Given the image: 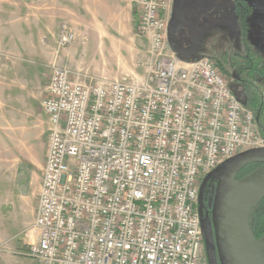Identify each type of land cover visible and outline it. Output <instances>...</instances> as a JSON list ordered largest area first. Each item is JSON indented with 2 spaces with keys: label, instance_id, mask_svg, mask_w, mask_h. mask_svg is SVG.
<instances>
[{
  "label": "built area",
  "instance_id": "obj_1",
  "mask_svg": "<svg viewBox=\"0 0 264 264\" xmlns=\"http://www.w3.org/2000/svg\"><path fill=\"white\" fill-rule=\"evenodd\" d=\"M148 43L140 75L117 80L59 63L76 34L62 24L42 107L46 162L23 253L35 264H209L202 180L264 148L256 116L208 57L169 49L173 0H131Z\"/></svg>",
  "mask_w": 264,
  "mask_h": 264
},
{
  "label": "rangeland",
  "instance_id": "obj_2",
  "mask_svg": "<svg viewBox=\"0 0 264 264\" xmlns=\"http://www.w3.org/2000/svg\"><path fill=\"white\" fill-rule=\"evenodd\" d=\"M243 1L248 8L236 16L235 12L231 13L234 0H173L168 37L170 51L179 59L189 61L208 57L214 62L217 60L226 79L240 91H243L242 86L233 79L235 68L246 67L249 60H253L254 66L264 68V0ZM68 27L77 35L71 25ZM83 37L76 43L85 45L87 37L85 41ZM140 38L135 33L120 42L128 71H132L136 61L147 51L146 41ZM6 46L13 47L14 43L8 42ZM94 52L90 46L87 53H83L85 61L81 55L80 63L85 62V69L100 63L101 58L94 59ZM21 53L19 56L11 49L7 53L0 51L4 63L0 65V88L8 92L0 97L3 104L0 113L6 116L5 122H0V264H35L23 254L31 242L24 234L35 217L42 180V170L37 168V162L41 163L49 126L42 107L46 94L40 87L49 85L51 70L47 62L32 57L30 52ZM4 54L8 58H3ZM89 74L99 78L90 71ZM126 74L120 71L115 78ZM24 78L28 90L25 94L14 93L12 113H18L17 121L13 123L8 89L14 81L20 82ZM246 78L264 91V78L258 75ZM253 111L257 113V110ZM43 129L45 134L42 135Z\"/></svg>",
  "mask_w": 264,
  "mask_h": 264
},
{
  "label": "crops",
  "instance_id": "obj_3",
  "mask_svg": "<svg viewBox=\"0 0 264 264\" xmlns=\"http://www.w3.org/2000/svg\"><path fill=\"white\" fill-rule=\"evenodd\" d=\"M137 20L131 0H0V51L7 53L11 49L19 56L22 55L21 52L28 51L32 57L43 63L47 62L49 69L50 63L56 56L59 30L62 24H67L77 31V39L60 52V64L66 65L72 72L86 71L88 68V72L86 71L88 74L90 71L93 75L110 81L119 79L115 77L120 71L127 73L126 75H140L142 70L136 68L137 61L132 71H128L125 67V51L120 45V42H124L136 33ZM82 36L84 41L87 37L85 45L76 43ZM11 41L14 46H6ZM90 46L95 51L94 59L95 57L101 59L98 65L87 64L88 67L85 69L83 53H87ZM81 55L84 57L82 63H80ZM3 58L8 57L4 54ZM2 64H4L3 59L0 58V65ZM25 78L20 82L14 81L8 89L10 90L8 104L11 106L13 123L17 121L15 116L18 113L13 114L14 93L27 92ZM47 87L41 86V92L46 94ZM7 93L0 88V97L6 96ZM18 99L23 100V98ZM1 105L3 104L0 101ZM5 117L4 113H0L1 123L5 122ZM47 123L49 125V120ZM48 129L49 126L45 151L41 163L37 162V168H41L42 171L46 162ZM41 134H45V130L41 131Z\"/></svg>",
  "mask_w": 264,
  "mask_h": 264
},
{
  "label": "water",
  "instance_id": "obj_4",
  "mask_svg": "<svg viewBox=\"0 0 264 264\" xmlns=\"http://www.w3.org/2000/svg\"><path fill=\"white\" fill-rule=\"evenodd\" d=\"M258 121V118H257ZM261 164L237 179L245 168ZM217 180L211 212L205 209V190ZM264 184V148L242 152L209 173L199 190V216L209 264H264V235L253 233L255 192Z\"/></svg>",
  "mask_w": 264,
  "mask_h": 264
},
{
  "label": "trees",
  "instance_id": "obj_5",
  "mask_svg": "<svg viewBox=\"0 0 264 264\" xmlns=\"http://www.w3.org/2000/svg\"><path fill=\"white\" fill-rule=\"evenodd\" d=\"M235 8L237 7V15H240L242 10H247L248 5L243 0H234ZM211 59V58H210ZM217 66L220 68L221 72L223 73L221 65L217 62ZM253 65V60H249L248 67ZM224 75V73H223ZM261 76L264 78V68L261 66H254L252 73L250 76ZM225 76V75H224ZM248 88L246 91H243V102L242 104L251 112H253L256 116V121L258 125V129L261 135L264 137V91L257 86L256 83L252 81H248ZM246 98V99H245ZM257 110V113L255 111ZM261 164H255L245 168L242 172L239 173L237 179L244 177L245 175L249 174L253 170L260 167ZM214 196V195H213ZM213 199V197H211ZM253 233L256 239H260L264 235V197L260 201L256 211L254 212V221H253Z\"/></svg>",
  "mask_w": 264,
  "mask_h": 264
},
{
  "label": "flooded vegetation",
  "instance_id": "obj_6",
  "mask_svg": "<svg viewBox=\"0 0 264 264\" xmlns=\"http://www.w3.org/2000/svg\"><path fill=\"white\" fill-rule=\"evenodd\" d=\"M217 10H221V8H215ZM216 11V10H214ZM214 11H212L213 13H215ZM235 12L234 14H236L237 16V7L233 8V10H231V13ZM229 15V14H228ZM217 63V60L216 62ZM254 65L248 67V65L246 67H237L234 70V74H233V79L235 81L236 84H240L242 86V90L246 91V89L248 88V79L246 78L247 76H250L252 73ZM247 74V76H246ZM233 91L235 92V94L238 96V98L243 102V91H240L238 87L235 86V84H231ZM214 178H212L205 190V209L207 212H211L212 210V203H213V199L211 197L214 198V192H215V187H216V183L217 180H213ZM204 256L207 257L208 259V255H207V251H206V246H205V250H204ZM209 261V260H208Z\"/></svg>",
  "mask_w": 264,
  "mask_h": 264
},
{
  "label": "bare ground",
  "instance_id": "obj_7",
  "mask_svg": "<svg viewBox=\"0 0 264 264\" xmlns=\"http://www.w3.org/2000/svg\"><path fill=\"white\" fill-rule=\"evenodd\" d=\"M262 197H264V184L256 190L254 202L255 203L259 202L262 199Z\"/></svg>",
  "mask_w": 264,
  "mask_h": 264
}]
</instances>
